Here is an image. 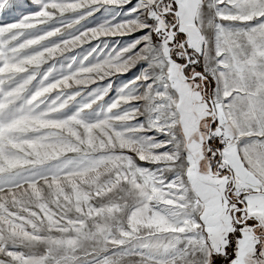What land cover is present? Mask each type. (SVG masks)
<instances>
[{"label": "snow or ice", "instance_id": "6c2138e0", "mask_svg": "<svg viewBox=\"0 0 264 264\" xmlns=\"http://www.w3.org/2000/svg\"><path fill=\"white\" fill-rule=\"evenodd\" d=\"M0 264H264V0H0Z\"/></svg>", "mask_w": 264, "mask_h": 264}, {"label": "rangeland", "instance_id": "374dc122", "mask_svg": "<svg viewBox=\"0 0 264 264\" xmlns=\"http://www.w3.org/2000/svg\"><path fill=\"white\" fill-rule=\"evenodd\" d=\"M135 2V0H134ZM99 15V14H97ZM136 35H139L138 33ZM133 37L131 36H124V37H102L101 39L103 40H107L108 43L111 45L112 48H119L121 46H123L124 44H126L128 41H130ZM93 43H96L95 41ZM89 47L88 45H85V48ZM135 71V70H133ZM132 75V73H129V74H125L124 76L122 77H119V80H127L130 78V76ZM113 81L115 82H119V80L117 79V77H113L112 78ZM115 92H113L111 95L112 96H115Z\"/></svg>", "mask_w": 264, "mask_h": 264}]
</instances>
